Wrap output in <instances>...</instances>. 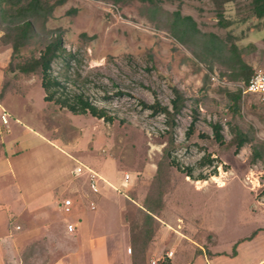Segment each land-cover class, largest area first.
<instances>
[{"label": "rangeland", "instance_id": "obj_1", "mask_svg": "<svg viewBox=\"0 0 264 264\" xmlns=\"http://www.w3.org/2000/svg\"><path fill=\"white\" fill-rule=\"evenodd\" d=\"M157 4L153 18H149L146 6L136 0H64L55 5L43 28L36 25L35 33L20 50L19 59L38 56L48 37L60 34L64 51L51 62V73L61 80L67 95L81 93L105 108L114 116L111 122L44 100L39 74L8 69L11 48L0 47V88L3 83L7 86L0 100L5 108L0 105V112L8 114L9 131L11 127L13 135L25 131L24 127L37 131L99 170L108 182L104 188H110L123 202L134 264H148L150 259L163 256L178 238L204 242L211 239L213 231L219 241L228 242L264 226V149L262 157L251 160L253 144L264 142V101L240 91L239 115H231L224 91L239 89L242 80L229 76L226 53L200 60L193 52L199 50L198 45L177 41L168 28L173 12L189 15L200 33L234 42L254 71L264 68V18L253 14L250 0H157ZM171 85L186 99L168 133L165 115L141 107L139 100H157L171 108ZM194 110L195 131L186 138ZM10 113L14 116L11 123ZM216 121L222 125L225 141L221 145L198 136H211L210 124ZM234 124L252 136L236 153L228 144ZM9 131L0 124V134ZM169 138L174 144L170 158L181 169L171 166L162 181L154 182L156 163ZM37 140L31 145L39 146L37 157H44V163L72 164L46 142ZM29 147L25 157L32 155ZM206 153L214 159L200 166L198 160ZM186 166L192 167V175L185 174ZM124 173L129 178L120 183ZM199 174L205 179H198ZM4 177L11 179V173ZM158 188L164 190V203L150 225L153 234L145 254L136 247L143 222L140 206L145 196ZM116 207L119 209V204ZM115 211L114 207L117 215ZM64 214L75 220L73 211ZM37 253L36 264L49 261L42 249Z\"/></svg>", "mask_w": 264, "mask_h": 264}, {"label": "crops", "instance_id": "obj_2", "mask_svg": "<svg viewBox=\"0 0 264 264\" xmlns=\"http://www.w3.org/2000/svg\"><path fill=\"white\" fill-rule=\"evenodd\" d=\"M14 121L18 122V117ZM24 129L13 135L11 127L8 133L0 134V264H36L40 249L49 255L46 264H134L123 202L110 188H104L108 182L99 170L37 131ZM33 139L46 142L72 164L44 163V157H37L39 146L31 145ZM28 145L32 161L24 156ZM79 164L97 173V192L89 187L87 171L73 172ZM7 173H11V179L4 177ZM67 197L75 220L64 214L63 200ZM68 224L73 225L72 230H68ZM211 233V239L204 242L188 237L175 239L168 246L173 253L166 264H264V226L228 242L219 241L215 232ZM54 251L57 254L51 256Z\"/></svg>", "mask_w": 264, "mask_h": 264}, {"label": "trees", "instance_id": "obj_3", "mask_svg": "<svg viewBox=\"0 0 264 264\" xmlns=\"http://www.w3.org/2000/svg\"><path fill=\"white\" fill-rule=\"evenodd\" d=\"M64 0H0V24L2 35L0 36V47L9 45L11 53L7 64L8 69L17 71L25 75L39 74L40 85L44 90V100L54 101L61 106L69 108L72 112L85 113L102 118L104 121L111 122L114 116L109 114L105 108L98 107L84 98L81 93H73L67 95L57 76L51 73V62L56 58L60 52L64 51L61 35L58 33L51 34L44 47L38 56H29L24 59L20 58V50L26 45L32 35L35 33L36 25L43 28L46 20L51 15L55 5L62 3ZM112 2H125L127 0H111ZM142 3L147 8V16L153 18V14L158 7L157 0H136ZM251 9L257 18H264V0H250ZM168 28L171 35L181 43H196L199 50H194L195 56L200 60H206L207 56L213 53H226L229 61L228 67L231 69L229 76L232 79H239L246 82L253 72L250 64L246 63L240 56L239 48L234 42H224L219 36L213 33H200L194 21L189 15L182 16L178 11L173 12L171 19L168 22ZM202 36V38H201ZM200 40V44L196 41ZM6 83L0 88V100L6 94ZM171 90L174 97L171 100V108L163 105L157 100L152 103H147L139 100L141 107L150 109L152 113H163L166 117V124L168 126V133H170L175 125V116L179 113L184 105L185 96L175 86L171 85ZM227 98V107L230 114L239 115L241 94L240 89L225 90ZM197 120L196 110L193 111L190 124L185 132L186 138L193 135L195 128L194 124ZM212 135L208 136L205 133H198V136L203 140H211L217 144L224 143V136L222 134V125L219 122H212L210 124ZM232 137L228 144L234 146V152L246 143L251 141L250 136L246 131L242 130L237 124L231 125ZM254 137V136H253ZM173 140L169 138L163 148L162 157L156 163V173L154 175V182L162 181L163 173L171 166L178 169V163L170 158V150L173 147ZM1 146V142H0ZM264 149V142L257 140V144H253L251 152V160L262 157ZM213 157L209 153L204 154L199 160L198 164L201 166L205 163H211ZM186 175H192V167H184ZM198 179H205L203 174L198 175ZM163 194L164 190L158 188L154 192H150L144 198L140 206V211L143 215V222L140 229V239L136 243L137 249L144 253L147 243L152 238L153 228L152 222L157 220V217L163 208ZM151 225V226H150ZM131 233V229H130ZM132 239V237H131Z\"/></svg>", "mask_w": 264, "mask_h": 264}, {"label": "built area", "instance_id": "obj_4", "mask_svg": "<svg viewBox=\"0 0 264 264\" xmlns=\"http://www.w3.org/2000/svg\"><path fill=\"white\" fill-rule=\"evenodd\" d=\"M238 87L242 94H248L249 96H254L256 98V101L261 100L264 101V68H258L255 69L248 80L246 82H240L238 84ZM0 124L3 125L6 129V131H9V124H8V114L5 110H2L0 112ZM84 171H87L88 173V183L89 187L92 191L97 192V178L98 175L96 172L91 170L90 168L84 166L83 164L77 165L73 172L75 174H80ZM129 178L128 173L123 174V182H127ZM71 207V199L70 198H64L63 200V209L65 212L70 211ZM68 230L73 229L72 224L67 225ZM128 251H130V248H128ZM173 253V250L169 249L167 250L163 256H160L156 259H150L149 264H166V259L171 257Z\"/></svg>", "mask_w": 264, "mask_h": 264}]
</instances>
